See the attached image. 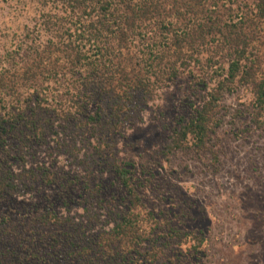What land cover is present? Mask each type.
Instances as JSON below:
<instances>
[{
  "label": "rangeland",
  "instance_id": "1",
  "mask_svg": "<svg viewBox=\"0 0 264 264\" xmlns=\"http://www.w3.org/2000/svg\"><path fill=\"white\" fill-rule=\"evenodd\" d=\"M240 4L252 8L253 0ZM42 9L33 0H0V54L33 28ZM201 96L184 75L118 136L116 157L135 164L155 242L116 258L98 237L128 210L129 196L111 164L94 159L91 139L64 121L27 140L0 129V184H16L7 192L0 187L2 252L22 248L26 260L19 264H264V128L252 123L254 96L240 87L224 98L211 151H171L179 120L192 116ZM60 108L42 115L55 120Z\"/></svg>",
  "mask_w": 264,
  "mask_h": 264
},
{
  "label": "trees",
  "instance_id": "2",
  "mask_svg": "<svg viewBox=\"0 0 264 264\" xmlns=\"http://www.w3.org/2000/svg\"><path fill=\"white\" fill-rule=\"evenodd\" d=\"M33 1L43 7L33 28L0 54V129L22 140L54 131L59 121L83 131L94 159L111 164L129 196L128 210L98 237L102 248L116 258L154 244L135 164L117 159V138L162 87L184 75L203 96L192 116L179 120L171 151H211L224 98L240 87L251 89L252 123L263 129L264 0L252 8L240 0ZM55 104V120H46L42 112ZM4 180V192L15 189ZM21 251L8 255L0 247V264L25 262Z\"/></svg>",
  "mask_w": 264,
  "mask_h": 264
}]
</instances>
